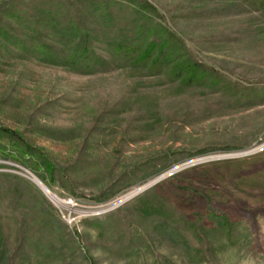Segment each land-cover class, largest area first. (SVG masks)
<instances>
[{
	"label": "rangeland",
	"instance_id": "1",
	"mask_svg": "<svg viewBox=\"0 0 264 264\" xmlns=\"http://www.w3.org/2000/svg\"><path fill=\"white\" fill-rule=\"evenodd\" d=\"M147 1L173 23L197 58L223 77L264 82L262 16L191 20L187 13L234 1ZM119 14L127 21L122 9ZM237 30L243 31L237 42L202 43ZM229 100L135 70L81 76L31 59L0 61V126L20 135L45 156L41 164L50 162L57 172L52 177L46 173L42 181L33 170L0 154V173L19 177L26 194L36 190L46 200L70 242L67 247L78 250L70 257L64 250L67 264H142L138 257L122 254L133 243L129 233L146 234L140 225L151 217L176 224L174 208L187 217L214 211L232 224L237 237L233 247L220 235H207L219 264H264V106L221 109ZM150 161L169 167L142 182L119 186L104 202L95 200L115 178ZM28 175L73 210L49 200ZM3 201L0 194V210L8 212ZM50 219L31 210L24 264H63L61 257L47 259L32 250L46 235ZM105 219L110 224L105 235L96 223L87 222ZM14 227L12 222L3 225L10 244ZM51 235L59 247L56 233ZM154 246L172 262L186 264L165 245ZM140 252L147 264L152 261L145 248Z\"/></svg>",
	"mask_w": 264,
	"mask_h": 264
},
{
	"label": "trees",
	"instance_id": "2",
	"mask_svg": "<svg viewBox=\"0 0 264 264\" xmlns=\"http://www.w3.org/2000/svg\"><path fill=\"white\" fill-rule=\"evenodd\" d=\"M232 1L230 5L213 10L192 11L185 18L197 20L256 14L264 18V0ZM120 9L128 16L125 22L120 17ZM241 35L242 30L217 34L206 37L202 43L230 44L239 41ZM28 59L81 76L104 75L117 70L143 72L147 77H162L186 90L200 88L229 97L228 105H219L221 109L264 106L263 81H231L223 77L221 71L197 58L173 23L147 0H0V61ZM0 154L33 170L42 181L46 173L51 177L57 173L52 163L44 160L41 164L45 156L38 150L16 132L2 126ZM167 167L169 163L158 166L156 161H150L133 168L115 178L95 200L104 202L122 189L119 186L142 182ZM25 188L19 177L0 173V194L8 207V212L0 210V264L28 262L24 247L30 237L31 210L51 218L46 221V235L38 238L33 252L47 259L61 257L63 264H67L66 258L75 256L78 250L67 247L70 242L60 231V223L46 200L36 190L31 195L26 194ZM174 211L178 216L176 224L162 217L144 220L140 226L148 235L144 231L136 235L129 233L128 240L133 243L122 254L136 256L142 264H147L140 252L145 248L152 259L148 264H176L157 252L154 244L158 243L182 256L186 264H219L207 235H220L228 246L236 245L233 226L227 223L225 216L208 211L205 217L198 214L187 217L175 208ZM203 218H207L210 227ZM6 222L15 225L11 244L3 230ZM87 222L100 226L104 235L109 231L107 219ZM52 233H56L61 247H56L50 239ZM64 250L69 251L68 257Z\"/></svg>",
	"mask_w": 264,
	"mask_h": 264
},
{
	"label": "bare ground",
	"instance_id": "3",
	"mask_svg": "<svg viewBox=\"0 0 264 264\" xmlns=\"http://www.w3.org/2000/svg\"><path fill=\"white\" fill-rule=\"evenodd\" d=\"M29 176V179L48 197L49 200H51L52 202H54L55 204L65 207L69 210H73V205H70L67 202H64L62 200H60L53 192H51L45 185H43L37 178L33 177V176ZM127 198H125L123 200V202L126 200Z\"/></svg>",
	"mask_w": 264,
	"mask_h": 264
},
{
	"label": "built area",
	"instance_id": "4",
	"mask_svg": "<svg viewBox=\"0 0 264 264\" xmlns=\"http://www.w3.org/2000/svg\"><path fill=\"white\" fill-rule=\"evenodd\" d=\"M114 203H115V201L109 203V204L107 205V207L113 205Z\"/></svg>",
	"mask_w": 264,
	"mask_h": 264
},
{
	"label": "water",
	"instance_id": "5",
	"mask_svg": "<svg viewBox=\"0 0 264 264\" xmlns=\"http://www.w3.org/2000/svg\"><path fill=\"white\" fill-rule=\"evenodd\" d=\"M20 169H22L23 171H27V170H25V169H24V168H22V167H21Z\"/></svg>",
	"mask_w": 264,
	"mask_h": 264
}]
</instances>
